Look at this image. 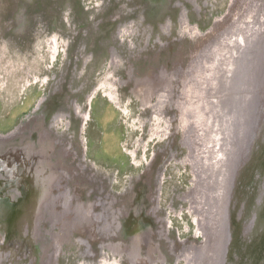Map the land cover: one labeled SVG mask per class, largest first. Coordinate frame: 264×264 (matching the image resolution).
<instances>
[{
    "label": "rangeland",
    "instance_id": "rangeland-1",
    "mask_svg": "<svg viewBox=\"0 0 264 264\" xmlns=\"http://www.w3.org/2000/svg\"><path fill=\"white\" fill-rule=\"evenodd\" d=\"M263 32L264 0H0V264H198L212 83ZM157 65L143 100L132 74Z\"/></svg>",
    "mask_w": 264,
    "mask_h": 264
},
{
    "label": "bare ground",
    "instance_id": "bare-ground-1",
    "mask_svg": "<svg viewBox=\"0 0 264 264\" xmlns=\"http://www.w3.org/2000/svg\"><path fill=\"white\" fill-rule=\"evenodd\" d=\"M255 34L251 38L253 41L250 39L251 44L248 43L250 48H248L247 54L249 53V55L241 56L239 64L232 65L234 57L229 60L225 57L227 53H221V63L224 64V68L216 69L218 78L212 83V87H221L220 90H222L221 96L213 101L218 106L217 113H221V115L226 112L230 113L229 109L233 107L236 110L237 124L232 127L234 140L232 144L231 141L228 144L230 150L228 149L226 161L223 156L225 155L223 148L220 149L223 153L220 157L221 152L218 153L214 149L217 146L215 137L218 140L215 132L218 134L220 131L219 124L215 123L218 114L213 118L212 130L206 137V141L209 143L208 156L206 162L204 161L206 167L202 166L200 171L202 173L200 178H203L200 180L199 186L201 190L199 200L203 205L201 224L205 228L206 238L205 247L200 248L201 252L200 249L198 250L200 253L198 264H229L233 252L237 256L234 263H237L238 260H241V263L247 260L256 263L258 259H264V58L259 60L261 56L264 57V32L259 36ZM217 43V47L224 50L225 40L223 42L219 40ZM166 73L161 67L160 78ZM251 88L258 89V93L250 99V101L252 100L253 118L247 124L249 127L244 128L242 125L244 120L241 115L244 108H249V89ZM148 98L142 97L143 100ZM227 105H229V109L223 112V108ZM223 127H226L224 123ZM225 138H227L226 135L222 134V142L227 141ZM231 145L232 148H230ZM214 194H218L217 201ZM216 224L217 231H215V227L213 229V225L216 226ZM147 237L148 232L143 228V225L137 227L136 231L132 230V233L127 236L132 242L138 244ZM244 245H247L246 253L243 252ZM135 246H139L138 249H140V245L134 244ZM259 246L261 250L258 253ZM130 247L128 245V251H130ZM136 250L137 247L133 252Z\"/></svg>",
    "mask_w": 264,
    "mask_h": 264
},
{
    "label": "flooded vegetation",
    "instance_id": "flooded-vegetation-1",
    "mask_svg": "<svg viewBox=\"0 0 264 264\" xmlns=\"http://www.w3.org/2000/svg\"><path fill=\"white\" fill-rule=\"evenodd\" d=\"M144 70H145V75H144ZM144 70H139V71H136L135 73L132 74L133 82L134 83L136 82L135 86L132 87V91L136 92V96H139L141 98L142 97L147 98V97H150L154 91H162L161 93H165L166 94L167 92H165L163 90V88H162L163 82H161L160 76H159V73H160V70H161V66L157 65L156 66V70L152 71L153 74H151L149 71L147 72V69H144ZM146 74L149 75V76H146ZM150 76H152V80H146V77H150ZM170 84H171V81H170ZM41 130H45V131L48 130L47 132H49V134H50V129L48 127L41 128ZM35 139H36V137H35ZM40 188H42V186H40ZM40 193H43V189L40 190ZM79 207L81 209V212H83V213L86 212V211H84V209L87 208L86 205H84V206L80 205ZM9 217H10V213H9V215L7 217L8 218L7 220L10 219ZM7 222H8V228L12 227L13 224H11V222H9V221H7ZM125 243H126L125 244L126 246H124L122 248V250H126L127 251L128 245H129V247L131 246L130 247L131 248L130 251H135L136 247H137V250H139L138 249L139 246H135L134 247V244L135 245H139V244L136 243V242H132L131 239L127 238Z\"/></svg>",
    "mask_w": 264,
    "mask_h": 264
},
{
    "label": "water",
    "instance_id": "water-1",
    "mask_svg": "<svg viewBox=\"0 0 264 264\" xmlns=\"http://www.w3.org/2000/svg\"><path fill=\"white\" fill-rule=\"evenodd\" d=\"M249 55V53L246 55V56H248ZM264 57L263 56H261V58L259 59V60H262ZM262 81V80H261ZM251 92H250V96L252 97V96H254L255 94H257L258 93V89H254V90H250ZM249 99H250V97H249ZM252 99V98H251ZM251 107H252V100L250 101V105H249V108L247 109V112H245V111H243L242 112V115H241V117H243V122H242V125L244 126V128H247V127H249V126H247V122H251V119L253 118L252 116H253V114H252V112H251ZM231 119H233L230 123H229V121H228V123H227V130L228 131H231V133H232V130H233V128L232 127H234L236 124H237V119H235V117L234 116H232V117H230ZM249 118V119H248ZM228 134H229V132H228ZM233 140L234 139H230V141H231V143H233ZM263 237H264V235H263Z\"/></svg>",
    "mask_w": 264,
    "mask_h": 264
}]
</instances>
